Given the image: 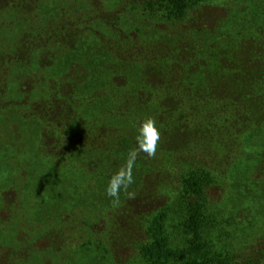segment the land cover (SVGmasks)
<instances>
[{
    "label": "trees",
    "instance_id": "obj_1",
    "mask_svg": "<svg viewBox=\"0 0 264 264\" xmlns=\"http://www.w3.org/2000/svg\"><path fill=\"white\" fill-rule=\"evenodd\" d=\"M230 191L264 193V0H0V264H264L213 249Z\"/></svg>",
    "mask_w": 264,
    "mask_h": 264
},
{
    "label": "rangeland",
    "instance_id": "obj_2",
    "mask_svg": "<svg viewBox=\"0 0 264 264\" xmlns=\"http://www.w3.org/2000/svg\"><path fill=\"white\" fill-rule=\"evenodd\" d=\"M233 199L234 194L230 191V195H224L219 204L220 218L218 217V224L209 237L214 243L213 249L217 252L227 250L237 260L264 254V193L257 201L245 196L242 198L243 202ZM176 220L173 217L169 220V232L171 242L180 244L181 232L175 226ZM126 264L145 263L139 258H133Z\"/></svg>",
    "mask_w": 264,
    "mask_h": 264
},
{
    "label": "clouds",
    "instance_id": "obj_3",
    "mask_svg": "<svg viewBox=\"0 0 264 264\" xmlns=\"http://www.w3.org/2000/svg\"><path fill=\"white\" fill-rule=\"evenodd\" d=\"M161 133L157 122L152 118L144 119L137 128L135 147L130 149L125 157L124 165L118 168L108 179L105 193L112 198L115 205L120 203V196L124 193L128 199H133L135 193L129 191L134 184L133 170L138 158H154L161 145Z\"/></svg>",
    "mask_w": 264,
    "mask_h": 264
}]
</instances>
